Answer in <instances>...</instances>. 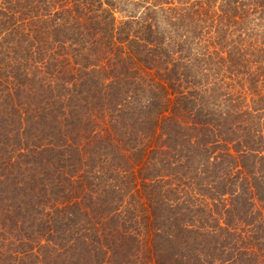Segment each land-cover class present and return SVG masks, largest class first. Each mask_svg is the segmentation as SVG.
Instances as JSON below:
<instances>
[{
  "label": "trees",
  "instance_id": "trees-1",
  "mask_svg": "<svg viewBox=\"0 0 264 264\" xmlns=\"http://www.w3.org/2000/svg\"><path fill=\"white\" fill-rule=\"evenodd\" d=\"M0 264H264V0H0Z\"/></svg>",
  "mask_w": 264,
  "mask_h": 264
}]
</instances>
